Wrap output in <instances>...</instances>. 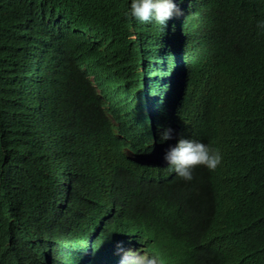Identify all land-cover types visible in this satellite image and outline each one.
<instances>
[{"label": "trees", "instance_id": "16d2710c", "mask_svg": "<svg viewBox=\"0 0 264 264\" xmlns=\"http://www.w3.org/2000/svg\"><path fill=\"white\" fill-rule=\"evenodd\" d=\"M130 2L0 0V264H16L15 252L19 264L44 262V229L20 239L8 213L26 205L46 215L45 202L61 201L64 189L91 202L67 213L61 233L90 247L112 239L163 264H264V34L256 27L264 0L179 4L186 80L173 116V66L145 90L129 80L142 31L127 16ZM174 114L179 138L221 151L215 171L199 166L185 181L167 165L142 163L163 161L171 141L159 132ZM40 117L77 144L85 164L53 196L39 171L30 200L13 188L32 168L15 142L36 135ZM23 146L37 149L31 138Z\"/></svg>", "mask_w": 264, "mask_h": 264}, {"label": "clouds", "instance_id": "9594fccd", "mask_svg": "<svg viewBox=\"0 0 264 264\" xmlns=\"http://www.w3.org/2000/svg\"><path fill=\"white\" fill-rule=\"evenodd\" d=\"M180 3H183V0H131L127 12L129 18L139 21V25L142 26L138 47L139 62L133 69V75L128 76L129 80L131 83L141 80L143 90H145L147 85L165 79L169 68L173 66V73L170 72L168 78L174 76L177 95L173 100H169L170 116H173L176 105L179 102L181 105L185 98L183 93L186 70L181 61L185 38L179 24L180 17H183L185 12L183 13L179 7ZM256 27L260 34H264V20L257 22ZM146 34L150 38L149 41L146 40ZM129 38L135 39V36L132 35ZM154 38L155 44H153ZM174 43L175 50L173 49ZM137 88H140V84ZM147 110L151 115L150 110L153 109L149 107ZM177 123L178 120L174 114L172 119L174 128L162 127L159 132V139L162 143L171 141V145L164 151L163 161L153 156L143 159L142 163L158 167L167 165L185 181L193 179V170L199 166L215 171L223 161L221 151L199 141L179 138ZM151 128L154 135L155 126L152 119ZM29 138L36 142L37 149L34 152H31V146H23ZM15 143L31 156L32 168L27 174V179L26 176L21 177V184L15 183L13 188L21 190L30 200L34 199L33 193L30 192L34 190L35 181H39V171L51 178L44 183L39 182L45 185L48 194L53 196L54 192L64 189L61 186L73 182L74 169L78 170L85 164L84 153L77 148V144L72 140H64L52 132L48 121L43 117L38 118L36 135L27 138L20 136ZM35 154L46 155L49 158H44L43 162H39V158H33ZM18 174L12 178L15 180ZM64 190L67 194L61 201L56 204L45 202V208L51 207L46 215L26 205L16 213H12L11 207L8 213L20 239L34 233L38 224L39 229H44L41 232V235L46 238L42 264H163L159 255H149L141 249L135 250L130 244L120 240L100 241L97 245L90 247L91 242L79 235L68 237L62 234L59 225L66 220L67 213L84 208L91 202L80 193ZM10 202L12 203L13 200ZM15 257L16 264H19L20 255L15 252ZM3 264L10 263L3 260Z\"/></svg>", "mask_w": 264, "mask_h": 264}, {"label": "rangeland", "instance_id": "374dc122", "mask_svg": "<svg viewBox=\"0 0 264 264\" xmlns=\"http://www.w3.org/2000/svg\"><path fill=\"white\" fill-rule=\"evenodd\" d=\"M153 35H155V34L153 33ZM149 39H150V38H149L148 34H146V40L149 41ZM154 41H155V38H154V40H153V44H155ZM153 50H154V49H153ZM133 159H137V158H133Z\"/></svg>", "mask_w": 264, "mask_h": 264}]
</instances>
